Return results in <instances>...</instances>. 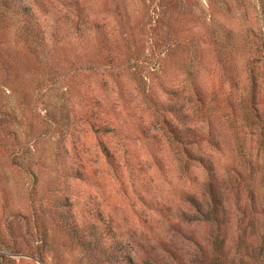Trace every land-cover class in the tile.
Listing matches in <instances>:
<instances>
[{
    "label": "rangeland",
    "instance_id": "1",
    "mask_svg": "<svg viewBox=\"0 0 264 264\" xmlns=\"http://www.w3.org/2000/svg\"><path fill=\"white\" fill-rule=\"evenodd\" d=\"M38 5L0 11V264H264V0Z\"/></svg>",
    "mask_w": 264,
    "mask_h": 264
},
{
    "label": "trees",
    "instance_id": "2",
    "mask_svg": "<svg viewBox=\"0 0 264 264\" xmlns=\"http://www.w3.org/2000/svg\"><path fill=\"white\" fill-rule=\"evenodd\" d=\"M38 3L40 5H42L43 0H0V11L5 16L6 13L12 14L13 13L12 11H14V10L16 11V9H17V11L19 12L18 15L20 16V18L23 17L25 19V21L30 22V20H28L24 17L26 15V9L25 8H27V9L29 8V11H30V9H33L34 10L33 19H31V20H33V23L30 22L31 28H33L34 26L38 27L39 25L41 27V19H40L38 10H37V7L39 6ZM34 8H36V9H34ZM34 37L36 38V40H42L41 35L37 32L34 33ZM197 160L198 159H196L195 161H197ZM200 162H201V164L203 163L202 161H200ZM213 196L216 197L215 195H213ZM214 203H215V200H214ZM214 203H212V205H210L211 207L207 208V209H209L210 212H212V213L213 212L217 213V206ZM202 208H203L202 205L197 207L198 211L199 210L201 211Z\"/></svg>",
    "mask_w": 264,
    "mask_h": 264
}]
</instances>
